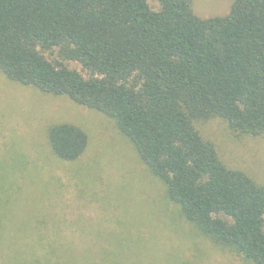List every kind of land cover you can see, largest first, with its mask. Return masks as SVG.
Here are the masks:
<instances>
[{"label": "trees", "instance_id": "trees-1", "mask_svg": "<svg viewBox=\"0 0 264 264\" xmlns=\"http://www.w3.org/2000/svg\"><path fill=\"white\" fill-rule=\"evenodd\" d=\"M53 49L58 61L43 54ZM0 72L112 120L192 234L264 264V183L227 165L197 127L220 118L236 138L264 132V0L206 18L191 0H0ZM45 139L61 161L88 145L69 122ZM48 245L18 264H74Z\"/></svg>", "mask_w": 264, "mask_h": 264}, {"label": "rangeland", "instance_id": "rangeland-1", "mask_svg": "<svg viewBox=\"0 0 264 264\" xmlns=\"http://www.w3.org/2000/svg\"><path fill=\"white\" fill-rule=\"evenodd\" d=\"M232 1L191 0L202 18L226 14ZM43 54L59 60L57 49ZM64 63L86 74L78 62ZM58 122L88 136L76 161L59 160L47 144V128ZM197 127L227 165L264 183V132L236 138L220 118ZM164 198L112 120L0 72V264L43 259L51 241L70 250L74 264H249L192 234Z\"/></svg>", "mask_w": 264, "mask_h": 264}]
</instances>
